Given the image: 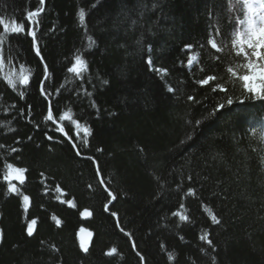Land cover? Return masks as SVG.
Segmentation results:
<instances>
[{
    "label": "trees",
    "instance_id": "1",
    "mask_svg": "<svg viewBox=\"0 0 264 264\" xmlns=\"http://www.w3.org/2000/svg\"><path fill=\"white\" fill-rule=\"evenodd\" d=\"M40 9L0 0V264H264V99L243 88L246 59L232 46L243 0H44L29 23ZM13 23L24 31L5 32ZM77 55L79 74L68 71ZM41 80L81 156L45 119ZM216 84L233 104L205 119L226 99ZM8 164L25 170L16 192Z\"/></svg>",
    "mask_w": 264,
    "mask_h": 264
},
{
    "label": "snow or ice",
    "instance_id": "2",
    "mask_svg": "<svg viewBox=\"0 0 264 264\" xmlns=\"http://www.w3.org/2000/svg\"><path fill=\"white\" fill-rule=\"evenodd\" d=\"M43 3H44V0H40V4L43 5ZM244 6L249 10V13H257L258 14L260 24H259V26H257L256 20L253 18L252 15H249L248 19H247V29H246V34H245L246 38L240 36V34L237 33V38L232 40V46L236 47L237 45H239V48L237 50L238 54H243L244 56H247L248 52L245 50V45H246L248 49H251V55L253 57H257L260 61H264V0H261V2L258 4V6H254L253 3L251 2V0H244ZM38 14H39L38 11H30L27 13V18L29 20H31L32 17H35ZM80 19H81V21L84 20V13L83 12L80 13ZM3 23H4L3 20H0V24H3ZM241 23H243V22H241ZM4 31L5 32L10 31L12 33H21L24 31V28L18 24H15V23H13L11 27H9L7 24H5L4 25ZM27 35L31 36L33 38L32 39V47L36 48V33L31 28H29ZM0 39H2V37H0ZM207 43H208V46L212 50H215L216 52L220 51V49L218 48L217 43L214 39H209ZM184 48L185 49H191L192 45L191 44H185ZM35 55L38 57L41 56V52L39 49H36ZM196 59H197L196 56H189L188 60H187V64L192 65ZM41 61H43L42 57H41ZM146 63L148 65H152L154 63V61L152 59H148L146 61ZM247 66L249 69H253L252 75L251 76L240 75L238 77V79L240 81L244 82L243 88L246 89L249 93H253V94L261 93L258 95V98L264 99V63L257 66L256 64L249 62V64ZM257 68H258V71L256 70ZM82 70H85V62L79 55H77L75 57V63H73L70 68H68V71L69 72H75V73L79 74ZM161 71H163V70H161ZM48 72H49L48 66L45 65V67H44V76L45 77L48 76ZM228 72H232V69L229 68ZM232 74H233V76L236 75V73H232ZM215 80H216V77L214 75H208L204 79H200V80L196 81V83L203 87V86L211 85L213 82H215ZM253 81H255V82H253ZM19 82L21 84H28L29 83L28 76L21 75ZM8 83L10 85L15 86L11 79L8 80ZM104 83H107V81H104ZM45 87L46 86H45L44 80H41L40 81V94L42 96L45 93ZM167 91L169 93L173 92V90L171 88H168ZM214 91L222 92L226 99H225V102L218 103L216 105V107L213 109V111L208 114V117H205V119H208L209 117L215 115L217 112H220L221 110L227 111L228 106L233 104V99L228 96L227 90L224 89L220 84H216ZM249 98H257V97L252 96ZM187 99L189 101H193L194 98L192 96H188ZM195 102L198 103V101H195ZM221 115H224V113L221 112ZM60 118H61V120L68 118L67 113L62 115ZM45 119L48 121L53 120V110L51 107L49 108L48 114L45 117ZM195 124L200 125L201 121L196 120ZM77 127H79L78 124H77ZM57 131L63 133L64 128L58 127ZM83 131H84L85 137H87L90 129L84 128ZM253 131H255V129H253ZM46 135H47V133H46ZM48 139L51 140L52 137L48 136ZM69 139H71V138H69ZM189 139H191V137H189ZM260 139L264 140V133L260 134ZM87 143H88V141H87V139H85L84 144L87 145ZM72 147L76 148V145L73 143ZM13 151H16V149H13ZM79 154H80L79 151H77V155H79ZM89 159H91V158H89ZM7 168L9 169V172L4 177V179L9 181L8 191L9 192H16V191H18L16 185L12 184L10 181L12 179H16V180L20 181L21 183H23V181H24L23 173L25 170L22 168H14L12 164H8ZM97 174H99V170H98ZM101 183H103V181H101ZM188 191H189V194H192V189H189ZM108 196H111L113 200L116 199V197L113 196L111 192H108ZM23 200H24L25 205H26L28 200H29V197L24 196ZM67 203L69 205H71L72 201L69 200ZM109 203H111V201H109ZM104 207H105V210L107 211L108 210V204H105ZM180 207L182 208V207H184V205L181 204ZM112 215L115 216L116 213H112ZM173 215H179L181 220H187L188 219L187 216L180 215L179 213H173ZM209 215L211 217V221L213 224H217V225L220 224V221L217 219L216 215H213L211 212H209ZM53 219H55V217ZM60 223H61V221L57 219L56 224L59 225ZM35 224H36V220H31L27 225L26 231H27V235L29 237H31L33 235V226ZM83 231H84V229H81V232H83ZM88 235L90 236L91 233H88ZM201 239L206 240L209 245L212 244V241L210 239H208L207 233H205L201 237ZM80 247L85 252L88 251L86 244H85V238L84 237H81ZM115 252H116V249L112 248V249L108 250L105 254L110 256ZM137 255H139V253H137ZM140 259L143 260L144 258L140 257ZM170 259H171V257H170Z\"/></svg>",
    "mask_w": 264,
    "mask_h": 264
},
{
    "label": "rangeland",
    "instance_id": "3",
    "mask_svg": "<svg viewBox=\"0 0 264 264\" xmlns=\"http://www.w3.org/2000/svg\"><path fill=\"white\" fill-rule=\"evenodd\" d=\"M251 2L253 3L254 6H258V4L261 2V0H251ZM243 3H244V0H243ZM246 10H247V17H246L245 25H244V28H243V32L240 33V36L245 37V38H246L245 34H246V29H247V19H248V16L249 15H252L253 18L256 20L257 26H259V24H260L258 14L257 13H249V10L247 8H246ZM236 48L238 49L239 48V45H237ZM245 50L248 52V55L247 56H244V58L246 59L245 70L247 71V73L245 75L251 76L252 75V72H253V69H249L248 68L247 65L249 64V62H251V63L256 64L257 66H259L260 64L264 63V61H260L257 57H253L251 55V49H248L246 45H245ZM191 56H195V55L192 54ZM195 61L193 62V64L195 63ZM189 66H191V65H189ZM256 70L258 71V68ZM253 82H255V81H253ZM8 172H9V169H7L6 175L8 174ZM10 182L12 184H15L16 185L17 182H20V181H18L16 179H12ZM8 183H9V181H8Z\"/></svg>",
    "mask_w": 264,
    "mask_h": 264
},
{
    "label": "water",
    "instance_id": "4",
    "mask_svg": "<svg viewBox=\"0 0 264 264\" xmlns=\"http://www.w3.org/2000/svg\"><path fill=\"white\" fill-rule=\"evenodd\" d=\"M39 2H40V0H38ZM44 10V3H43V5H41V9H40V11H38L39 12V14H41L42 13V11ZM38 14V15H39ZM26 19L28 20V22L29 23H31L32 24V21L31 20H29L28 18H27V16H26ZM32 29V28H31ZM32 38V37H31ZM33 39V38H32ZM36 49H37V44H36V48H33V50H34V53H35V51H36ZM38 57V56H37ZM40 60H41V56L40 57H38ZM43 62V61H42ZM43 97L47 100V102H48V109H47V114H48V111H49V108L51 107V102H50V100L45 96V93H44V95H43ZM50 122H52L53 124H55L57 127H62V125L58 122V121H56V120H52V121H50ZM61 135H63L64 136V138L70 143V145L72 146V144H73V142L69 139V137L63 132V133H61V132H59ZM74 149V151L77 153V149L76 148H73ZM80 155V154H79ZM81 156V155H80ZM84 158H90V157H87V156H83ZM91 160H93L92 158H91ZM94 161V160H93ZM94 163H95V161H94ZM95 166H96V168H97V164L95 163ZM98 176H99V178H100V174H98ZM100 181H102V179L100 178ZM102 185H103V187L104 188H106L105 187V185L102 183ZM110 201H111V203L113 202V199H112V197L110 196ZM111 203H109L108 204V207H109V205L111 204ZM115 218H116V216H114ZM82 229H84V231L83 232H81V230L78 232V240H79V243H80V240H81V237H84L85 238V244H86V247L87 246H89L90 245V243H91V241H92V234L89 236L88 235V233H91L88 229H86V228H82ZM131 243H132V246H133V248H134V245H133V242H132V240H131Z\"/></svg>",
    "mask_w": 264,
    "mask_h": 264
},
{
    "label": "bare ground",
    "instance_id": "5",
    "mask_svg": "<svg viewBox=\"0 0 264 264\" xmlns=\"http://www.w3.org/2000/svg\"><path fill=\"white\" fill-rule=\"evenodd\" d=\"M34 28V27H33ZM52 123V122H51ZM53 124V123H52ZM55 125V124H54ZM57 127V126H56Z\"/></svg>",
    "mask_w": 264,
    "mask_h": 264
}]
</instances>
